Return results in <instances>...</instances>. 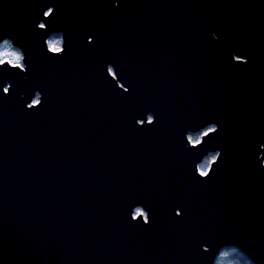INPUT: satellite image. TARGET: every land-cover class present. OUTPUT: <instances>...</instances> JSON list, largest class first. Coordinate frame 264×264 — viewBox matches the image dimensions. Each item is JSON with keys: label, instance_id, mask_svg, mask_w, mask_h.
<instances>
[{"label": "water", "instance_id": "95a60500", "mask_svg": "<svg viewBox=\"0 0 264 264\" xmlns=\"http://www.w3.org/2000/svg\"><path fill=\"white\" fill-rule=\"evenodd\" d=\"M4 39L0 264H264V0H0Z\"/></svg>", "mask_w": 264, "mask_h": 264}, {"label": "trees", "instance_id": "16d2710c", "mask_svg": "<svg viewBox=\"0 0 264 264\" xmlns=\"http://www.w3.org/2000/svg\"><path fill=\"white\" fill-rule=\"evenodd\" d=\"M49 46L53 49V46L56 49L62 47V35L60 33L52 34L49 39ZM10 60L12 63L23 64V52L22 50L15 46L10 39H4L0 42V61ZM112 70V68H111ZM38 100V95L35 97V101ZM213 126H209L203 129L202 132L198 131L190 133L189 136L191 141H198L201 136L208 132ZM217 156V152H210L204 160L199 164V169L202 172H206L210 166V163ZM143 212V209L138 207L135 210V213L138 214ZM215 264H255L252 259L240 248L229 245L224 246L218 253Z\"/></svg>", "mask_w": 264, "mask_h": 264}, {"label": "flooded vegetation", "instance_id": "af4514ba", "mask_svg": "<svg viewBox=\"0 0 264 264\" xmlns=\"http://www.w3.org/2000/svg\"><path fill=\"white\" fill-rule=\"evenodd\" d=\"M151 118H152V117H151V115H150V116H149V119H151ZM211 126H212V125H211ZM211 129H212V128H211ZM202 130H203V129H202ZM199 140H200V139H199ZM199 140H198V141H199ZM198 141H194V143H196V142H198Z\"/></svg>", "mask_w": 264, "mask_h": 264}, {"label": "snow or ice", "instance_id": "6c2138e0", "mask_svg": "<svg viewBox=\"0 0 264 264\" xmlns=\"http://www.w3.org/2000/svg\"><path fill=\"white\" fill-rule=\"evenodd\" d=\"M53 50H58V49H56V47H55V46H53Z\"/></svg>", "mask_w": 264, "mask_h": 264}, {"label": "clouds", "instance_id": "9594fccd", "mask_svg": "<svg viewBox=\"0 0 264 264\" xmlns=\"http://www.w3.org/2000/svg\"><path fill=\"white\" fill-rule=\"evenodd\" d=\"M41 27H43V25H41ZM0 63H3L2 61H0ZM35 100V99H34ZM37 101V100H36Z\"/></svg>", "mask_w": 264, "mask_h": 264}, {"label": "rangeland", "instance_id": "374dc122", "mask_svg": "<svg viewBox=\"0 0 264 264\" xmlns=\"http://www.w3.org/2000/svg\"><path fill=\"white\" fill-rule=\"evenodd\" d=\"M35 101V100H34ZM203 130H201L200 132H202ZM198 133V132H197Z\"/></svg>", "mask_w": 264, "mask_h": 264}]
</instances>
